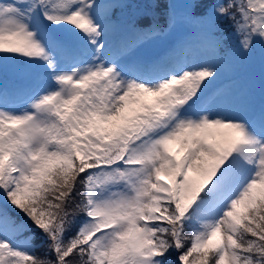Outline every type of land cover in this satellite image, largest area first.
<instances>
[{
  "label": "snow or ice",
  "instance_id": "snow-or-ice-1",
  "mask_svg": "<svg viewBox=\"0 0 264 264\" xmlns=\"http://www.w3.org/2000/svg\"><path fill=\"white\" fill-rule=\"evenodd\" d=\"M134 6L0 0V264H264V0Z\"/></svg>",
  "mask_w": 264,
  "mask_h": 264
},
{
  "label": "trees",
  "instance_id": "trees-1",
  "mask_svg": "<svg viewBox=\"0 0 264 264\" xmlns=\"http://www.w3.org/2000/svg\"><path fill=\"white\" fill-rule=\"evenodd\" d=\"M127 2L131 5H133V7L127 8L122 10V13L118 11V15L121 16V19L123 22L127 23V22H131L133 20V18L140 12H142V9H137L134 5L139 4V3H143L145 2V0H127ZM257 43L255 48H257ZM258 56H261V53H258ZM23 218V217H21ZM34 243H39V239L35 240ZM43 249H37L36 250V254L37 255H42L43 254Z\"/></svg>",
  "mask_w": 264,
  "mask_h": 264
},
{
  "label": "rangeland",
  "instance_id": "rangeland-1",
  "mask_svg": "<svg viewBox=\"0 0 264 264\" xmlns=\"http://www.w3.org/2000/svg\"><path fill=\"white\" fill-rule=\"evenodd\" d=\"M174 2H176L177 4H183L186 3L187 0H174ZM178 11H182V9H178ZM176 34H182V31H177ZM187 34V33H186ZM162 45L163 43L161 41H158L157 43L150 45L148 48H146L145 50H143L141 53H139L138 55L143 57V54L147 51H159L162 49ZM258 48L261 49L262 51H264V48H262V46L260 45V43H258ZM254 58V57H253ZM240 60V59H239ZM264 64V62H262Z\"/></svg>",
  "mask_w": 264,
  "mask_h": 264
}]
</instances>
